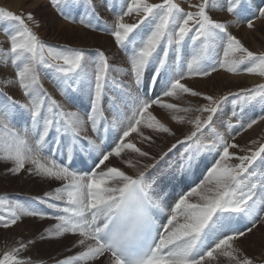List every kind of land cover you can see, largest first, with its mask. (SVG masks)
<instances>
[{
	"label": "snow or ice",
	"instance_id": "1",
	"mask_svg": "<svg viewBox=\"0 0 264 264\" xmlns=\"http://www.w3.org/2000/svg\"><path fill=\"white\" fill-rule=\"evenodd\" d=\"M49 4L72 23L77 22L73 10L83 6L78 22L110 35L127 66H113L99 49L90 56L82 48L48 44L30 26H40L34 13L0 8L7 43L4 47L0 41V67L14 73L2 83L18 87L23 96L16 99L0 90V161L10 164L7 171L13 175L27 172L60 182L33 203L0 196V229L25 218L54 220L41 240L71 235L76 239L68 251L80 249L55 264H219L221 258L227 264H257L238 241L264 225V142L253 139L251 146L241 147L235 141L264 122V84L217 97L187 82L221 70L264 78V52L249 50L229 31V22L210 14V9L226 11L236 27L243 23L253 29L264 8L253 19L245 0H223V6L199 0L187 11L177 0H124L114 22L99 27L93 23L100 20L94 0ZM133 16L135 22H126ZM42 73L55 82L62 100L44 87ZM157 86L160 92L149 96ZM183 96L206 103L181 106L165 99ZM229 101L230 118L220 125L229 130L226 139L213 125ZM154 106L167 110L176 125L191 126L158 157L130 139L135 134L141 144L151 145L154 136H176L151 111ZM256 108L259 114L246 119ZM206 131L211 133L207 142ZM178 145L183 147L177 165L181 179L198 169L202 178L168 203L154 195L158 179L149 181L148 174ZM125 153L137 159H125ZM113 157L135 174L106 163ZM241 221L243 227H234ZM35 242L21 240L7 248L0 264H33L22 253Z\"/></svg>",
	"mask_w": 264,
	"mask_h": 264
},
{
	"label": "rangeland",
	"instance_id": "2",
	"mask_svg": "<svg viewBox=\"0 0 264 264\" xmlns=\"http://www.w3.org/2000/svg\"><path fill=\"white\" fill-rule=\"evenodd\" d=\"M151 3H159L160 0H150ZM178 3L181 4L182 7L185 8V10H194L189 9L188 5L189 3L195 4L198 3L199 0H177ZM246 3L251 4L250 10H249V18L254 19V15H258V9L264 8V0H245ZM96 10L99 13V15L103 18V21H106L108 24H112V22L109 20V18L115 17L117 14L116 12H112L111 7L109 9V5L115 6V7H121L124 3V0H94ZM218 3L223 6V0H218ZM0 8H5L7 10H10L16 14H27L29 12L34 13L35 18L40 22L39 27H35L34 25H31L33 27V31L37 32L39 37L45 41L48 44L52 45H61L65 44L69 47H72L71 45H78L82 47L90 56L94 55L95 52L99 49L102 50L108 55L110 63L114 65H126V59L124 62V59L121 57V55L125 58V54L123 51L117 48V46L114 43L113 38L106 34V33H100L98 31H94L90 28H86L83 26V28L87 31L85 34L79 33L78 30L73 28L71 31L68 30V26L62 24L64 22L69 23L72 26H79L80 23H78V19L81 13L79 9H74L73 13L76 14V23H72L69 21L64 20L49 4V0H42L40 4L37 6H29V3L23 2L21 7L17 8L16 10L12 7L8 6L7 0H1L0 1ZM101 11V12H99ZM102 14H108V17H103ZM210 14L214 19L220 20V21H227L229 22V31H231L234 35L237 36L238 39L241 40V42L249 48V50L261 53L264 52V18L255 19V27L253 29H248L245 24L241 23L239 27H236L231 22L235 19V17L230 16L227 14L226 11H218L216 9H210ZM126 22H135L130 20H126ZM81 25V24H80ZM6 25L0 26V28L5 27ZM81 27V26H80ZM41 30H45V34L41 33ZM51 35V36H50ZM104 35H107V38L110 37V39H107ZM58 36V37H57ZM102 36L106 38L105 41H102ZM1 37L4 38V41H6V37L3 35L2 31H0V41H2ZM54 38L55 41H50L49 39ZM91 41H94L93 46L90 45ZM5 45V46H4ZM3 46L6 47L7 44L5 43ZM90 50V51H87ZM121 54V55H120ZM10 67H0V90L7 92L6 86L2 83L3 80L6 79L7 73H13L12 69H8ZM223 71H219L217 73H214L211 77L208 78H199V79H192L189 80L187 83L193 87L195 90L201 91L206 94L214 95V96H221L224 95L227 92H236L241 88H252L249 86V83L247 80H240L239 82H234L229 79H225ZM45 76L48 81H50L49 75H45L42 73V76ZM43 78V77H42ZM122 79H127L126 77H122ZM261 81H259V84H264V78H260ZM54 88L56 87L55 82L53 81ZM256 86V85H255ZM254 86V87H255ZM158 93L160 92V87L158 86ZM7 93H10L14 98L17 99V96L14 95L8 91ZM21 94V92H20ZM168 102L177 103L181 106H199L203 103H206V101L202 100L199 97H190V96H183L181 99H171V98H165ZM231 102H226L223 107L221 108V111L218 114L222 115L220 116L219 121H215L213 127L216 128L217 131L221 132V129H218L219 123L222 122V120L227 121L228 117L230 116L231 112L230 110H227V107H230ZM69 109H72V106L69 104ZM151 111L163 122L167 123L169 127L173 128V130L176 132V136H168L167 134H161L158 137L154 136L155 142L151 145L144 143L141 144L139 140L135 137H131L130 139H133L134 142L139 143L138 147H142L145 151H149L152 155L159 156L162 152L167 151L168 148L172 146V144L176 143V140L178 138L182 139L183 134L187 133L191 130L190 125H184L179 126L176 125L174 122H172L169 118V114L167 110L161 109L159 107L154 106ZM229 114L227 115V113ZM181 115H184L183 113H180ZM217 114V115H218ZM259 114V108H256L254 111L249 110L246 114V119L254 117V115ZM191 116L197 115V113H191L189 114ZM206 115V114H205ZM217 120V118L215 119ZM235 123V121H233ZM264 127V122H262V125L260 126V131L256 136L251 135L249 132L244 133L242 136H239L236 138V143L241 145V147L244 146H251L250 141L253 139H261L262 142L264 141V133L262 134ZM223 129V127H222ZM227 133L225 134V138H229V130L225 127ZM91 134V133H89ZM211 134V133H210ZM205 135H209L208 132H205ZM231 135H236L235 131L231 132ZM238 135H236L237 137ZM211 139V138H210ZM177 152L176 154L171 155L169 153V156L165 158L164 161H162L156 169L150 170V173L148 174V180L151 181L153 179H158V183L156 185V192L154 195L159 194L163 195L164 198H167L169 194V190H171V198L167 201L168 203H172V201L176 197V192L178 191V188L182 186V189L184 191L188 190V187L184 186V182L180 181L179 179V170L177 168L182 148L180 146H177ZM236 151V150H233ZM133 154L125 153L124 158L128 159L131 158L134 161L136 158L132 156ZM143 163H150L151 161L142 160ZM106 163H110L112 166L122 168L124 171L128 172L130 174L133 169H130L126 167V165L122 162L121 159L115 158L114 161H109ZM10 167V164L8 162L0 161V196H8L12 199L20 200L25 199L24 196H30L33 195L32 198L43 196L46 187L50 188L52 187V190L58 186H60V182L58 181H50V179H45L42 177H38L35 175H30L27 172H21L19 175H13L10 172L7 171V169ZM198 174H201V171L198 169L195 172L194 177H198ZM198 178H202L201 175ZM198 180V179H197ZM174 182L172 184L171 182ZM48 182V184H47ZM179 184H181L179 186ZM51 189V188H50ZM23 192H26L27 194H24ZM29 194V195H28ZM21 199V200H22ZM174 202V201H173ZM55 223L54 220L50 219H44L40 220L37 218H25L21 223H18L16 226H13L10 229H13V232L11 235L6 234V229H0V253H2L7 248H11L17 244V242L23 240L27 242L28 240H35V244H33L29 249V253H22V255H25V257H31L33 260V264H40V262H43V264H55V261L57 259H62L67 255L73 254V252L79 251L80 249H73L72 252L68 251V249L71 247L73 241L76 239V237L68 235L63 239L60 240H41L40 236L43 232V229L50 227ZM239 227V224L234 225V227ZM238 246L243 249L245 254H247L250 257H253L257 260V264H264V225L258 226L257 229H254L252 233H250L247 237L241 238L240 241H238ZM219 264H227V261L221 258Z\"/></svg>",
	"mask_w": 264,
	"mask_h": 264
},
{
	"label": "bare ground",
	"instance_id": "3",
	"mask_svg": "<svg viewBox=\"0 0 264 264\" xmlns=\"http://www.w3.org/2000/svg\"><path fill=\"white\" fill-rule=\"evenodd\" d=\"M1 1V0H0ZM8 1V6H10V7H12L13 9H17V8H19V7H21V5L23 4V2H27V3H29V6H37L38 4H40L41 2H42V0H7ZM99 12H101V11H99ZM102 15H104L103 17H108V14H102ZM114 19H115V17H112V18H109V20L113 23L114 22ZM132 20V21H134L135 19H136V17L135 16H133V17H126L125 18V20ZM62 24H64V25H66V26H68V30H72L73 28H75L76 30H78L79 31V33H81V34H85V32H87L84 28H83V25H80L79 24V26H72V25H70L69 23H66V22H64V23H62ZM81 26V27H80ZM41 33H44L45 34V30H41ZM51 36V35H50ZM106 38H107V35H104ZM104 36H102V41H105L106 40V38L104 37ZM58 37V36H57ZM57 37H53V38H51V39H49L50 41H55L54 40V38H57ZM1 39H2V41L3 42H5L6 43V41H4V38L3 37H1ZM107 39H110V37H108ZM4 43V44H5ZM93 43H94V41H91V43H90V45L91 46H93ZM7 44V43H6ZM80 44H78V45H71L72 47H74V48H82L81 46H79ZM5 46V45H4ZM62 46H67V45H65V44H62ZM7 47V46H6ZM67 47H69V46H67ZM87 51H90V50H87ZM121 55V54H120ZM121 57L124 59V62H125V58L121 55ZM114 66H116V67H126V66H122V65H114ZM8 69H12L11 67L10 68H8ZM223 73V75H224V77H225V79H229V80H232V81H234V82H239L240 80H247L248 81V83H249V86H255V85H258L259 84V81H261V79H259V77L258 76H255V75H248V74H240V75H233V74H230V73H226V72H222ZM7 75L8 76H6V79H8V78H11V77H13V74L12 73H7ZM1 76V75H0ZM43 78H42V82H43V85H44V87L47 89V91L53 96V97H55L56 99H58V100H62V97L60 96V93H59V90H58V88H54V86H53V80L52 79H50V81H48V79L43 75L42 76ZM50 77V76H49ZM196 79H199V78H196ZM57 87V86H56ZM6 88H7V92L8 91H10L13 95L15 94V93H17V91H18V93L15 95V96H17V99H20V100H23V96H22V93L20 94V90L18 89V87H16V86H6ZM248 88H250V87H248ZM160 91V90H159ZM8 94H10V93H8ZM11 95V94H10ZM66 107L67 108H69V104H66ZM231 107L232 106H230V107H227V110H230L229 112H231ZM229 112L227 113V115L229 114ZM223 113V112H222ZM222 113L221 114H218L215 118H214V122L215 121H219L220 120V116L222 115ZM217 118V120H215ZM230 118V116L227 118V119H229ZM222 121H224V120H222ZM221 125V122L219 123V126H218V129H221V133H224V135L227 133V131H226V129H224L225 127H223V129H222V127L220 126ZM262 125V123H260V124H258V125H255L252 129H250V130H248V131H246V132H249L251 135H254V136H256L257 134H258V132L260 131V126ZM246 132H243L242 134H240V135H238L236 138H238L239 136H242L244 133H246ZM264 133V127H263V131H262V134ZM135 134H133V136H134ZM132 136V137H133ZM131 138V137H130ZM210 138H211V134H209V135H205V140L207 141V140H210ZM178 139H180V138H178ZM264 142V141H263ZM138 146H139V143H138ZM132 156H134L136 159H137V157L133 154ZM114 161V157L113 158H110V161ZM149 173H150V171H149ZM135 174V171L134 170H132V172L130 173V175H134ZM50 181H52V180H50ZM172 184H174V182L172 181L171 182ZM47 184H48V182H47ZM51 188V189H50ZM50 188H48V187H46V190L44 191V192H42V193H45V192H48V191H52V187L50 186ZM24 194H27L26 192H23ZM29 195V194H28ZM171 195H172V193H171V190H169V194H168V196H167V198H165V200L166 201H168L170 198H171ZM174 201V200H173ZM240 227V226H239ZM12 232H13V229H6V234H8V235H11L12 234ZM30 252V249L27 251V252H25V253H29ZM23 256H25V255H23Z\"/></svg>",
	"mask_w": 264,
	"mask_h": 264
},
{
	"label": "crops",
	"instance_id": "4",
	"mask_svg": "<svg viewBox=\"0 0 264 264\" xmlns=\"http://www.w3.org/2000/svg\"><path fill=\"white\" fill-rule=\"evenodd\" d=\"M78 9H79L80 13H84V11H85L84 7H82V6L80 8H78Z\"/></svg>",
	"mask_w": 264,
	"mask_h": 264
}]
</instances>
